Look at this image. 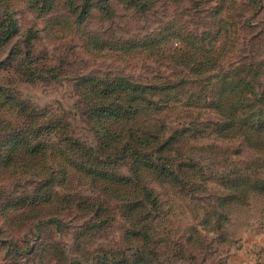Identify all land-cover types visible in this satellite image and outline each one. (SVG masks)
Listing matches in <instances>:
<instances>
[{
	"label": "rangeland",
	"instance_id": "rangeland-1",
	"mask_svg": "<svg viewBox=\"0 0 264 264\" xmlns=\"http://www.w3.org/2000/svg\"><path fill=\"white\" fill-rule=\"evenodd\" d=\"M9 25L0 264H264V0H0Z\"/></svg>",
	"mask_w": 264,
	"mask_h": 264
},
{
	"label": "trees",
	"instance_id": "trees-1",
	"mask_svg": "<svg viewBox=\"0 0 264 264\" xmlns=\"http://www.w3.org/2000/svg\"><path fill=\"white\" fill-rule=\"evenodd\" d=\"M11 19L13 20V17ZM9 28H10V25L7 27L8 32L5 34V37L4 36L2 37V35H0V47L7 39H9V38H11L13 36V33L11 32V30ZM1 29L2 28H0V31H1ZM116 114L117 113H111L110 116H115ZM120 115H122V114H118L116 117H120Z\"/></svg>",
	"mask_w": 264,
	"mask_h": 264
}]
</instances>
